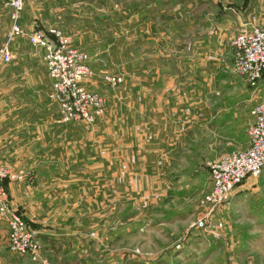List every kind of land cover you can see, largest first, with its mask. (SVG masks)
<instances>
[{"label":"rangeland","instance_id":"374dc122","mask_svg":"<svg viewBox=\"0 0 264 264\" xmlns=\"http://www.w3.org/2000/svg\"><path fill=\"white\" fill-rule=\"evenodd\" d=\"M235 2L239 4L240 0ZM4 3L0 0V47L6 42L9 28ZM240 28L241 25L233 28L234 33H227V45L216 58L208 54L194 58L193 37L188 38L191 43H180L181 37L176 35L169 43L172 58L163 81L170 84V96L169 106L163 109L171 119L164 123L146 121L154 112L145 108V95L154 96L146 89L158 92L162 73L147 75L146 60L131 58L128 32L121 36L119 28L114 27L103 34L100 51L76 46L89 57L94 74L89 89L101 94L106 105L93 126H54L62 129L58 132L72 135L71 139H60L61 147L74 146V157L69 161L82 164L77 150L84 147L94 153L99 148L98 157L108 168L104 172L81 166L63 170L69 156L61 155L58 170L48 172L62 176L59 187H51L49 195L52 207L64 219L58 217L59 224L68 223L67 229L59 230L67 234V243L74 244L76 252L71 264H264V169L258 179L245 182L244 194L235 193L239 187L236 188L209 215L204 228L193 226L208 213L203 204L210 181L208 164L227 148L245 146L251 123L248 111L258 103L264 104V74L255 87H250L244 77L233 72L231 39ZM95 35L96 39L100 36ZM119 38L124 42H115L114 47L122 48V58H115L112 40ZM146 45L141 43L142 51ZM17 46L19 50L23 48L21 43ZM137 63L144 67L142 73L136 72ZM106 75L122 81L110 86L103 79ZM48 93L42 94L43 109L56 116ZM199 113L202 122H194V115ZM147 116L149 119H145ZM93 157L97 160V154H90V163ZM0 162L32 175L31 179L5 180L1 184L10 207L20 214L40 245L37 260L28 258L33 264L43 263L39 235L34 225L11 205L6 188L8 183L34 184L38 177L33 169ZM0 221L6 226L1 218ZM7 249L16 259L26 257L10 252L8 241Z\"/></svg>","mask_w":264,"mask_h":264},{"label":"crops","instance_id":"0c3cea01","mask_svg":"<svg viewBox=\"0 0 264 264\" xmlns=\"http://www.w3.org/2000/svg\"><path fill=\"white\" fill-rule=\"evenodd\" d=\"M235 1L24 0L25 7L19 22L28 34L45 31L49 27L57 28L69 36L75 46L83 50L92 48L100 51L99 48L103 45L101 36L113 30L114 27L119 28L121 36L123 32L124 34L128 32L131 58L146 60L145 68L137 63L136 72L142 73L141 70L144 68L147 75L162 73V83L158 84L159 91L155 93L154 89H146L147 93L152 91L155 98L152 95L151 98H147L145 95V108L147 112L151 109L154 112L151 120L146 121L154 122L155 120L164 123L170 122L171 118L168 111L163 109L164 105L169 106L167 99L170 96V84L163 81V76L172 58L169 43L174 42L176 35L181 37L178 39L180 43L193 42L196 47L194 58L201 59L206 54L216 58L218 55L221 56L219 51L225 49L227 45L229 35L227 33H234L233 28L239 27L251 16H256L259 25L264 27V0H240L239 4ZM95 34L100 35L98 39ZM189 37L193 39L188 41ZM112 41L113 51L117 52L114 57L122 58V48L114 46L115 42L124 41L121 38ZM19 43L23 45L21 50L17 46ZM141 43L147 44L144 51H142ZM10 51L15 60L13 59L9 64H0V161L15 168L33 169L38 179L34 184H29L28 181L8 183L6 188L9 199L11 205L34 225L39 235L43 247L41 254L43 263L40 261L37 264H71L76 252L75 247L74 244L67 243V234L61 232L67 229L68 223L62 225L60 222L59 224L58 217L60 220L64 219L60 216V212L55 211L54 206L52 207L51 195H49L51 187H59L62 176L59 174L58 178V175L48 174V172L58 170L57 163L61 155L69 156L66 158L67 162L63 170H74L77 166H81V168L104 172L108 167L104 160L98 157L99 148L94 153L84 147L77 150L80 151L79 154L82 155L83 160L82 164H77L79 162L69 161L70 157H74V146L69 148L60 146L61 140H67L68 136L71 139L72 135L69 132L67 134L58 132L62 129H59L61 125L54 126V124L58 125L57 112L54 116L50 110L47 113L43 109L42 94L49 92L51 84L43 62L44 51L34 52L24 38L12 43ZM160 96L162 98L159 99ZM248 119L250 123V110ZM196 121L202 122L200 113L194 115V122ZM245 142L244 147L227 148L225 153L246 148L247 133ZM66 144L69 145L70 142ZM226 145L229 147L231 143L227 142ZM90 154H97V160L93 157L94 162L90 163ZM221 155L222 153L212 162ZM113 169H116L115 166ZM210 189L209 181L206 192ZM244 190L245 184L241 185L235 193L238 192L241 195L244 194ZM56 214L58 216H55ZM66 217L68 219L69 215ZM60 226L64 228H59ZM7 238L8 229L0 221V264H26L28 261L33 264L28 257L16 259L10 254L7 249Z\"/></svg>","mask_w":264,"mask_h":264},{"label":"built area","instance_id":"2783aa9c","mask_svg":"<svg viewBox=\"0 0 264 264\" xmlns=\"http://www.w3.org/2000/svg\"><path fill=\"white\" fill-rule=\"evenodd\" d=\"M10 22L6 42L0 47V64H9L14 59L9 45L17 38H26L29 44L43 50V62L51 82L48 93L50 104L55 106L60 125L83 123L93 126L104 111L105 98L88 87L94 74L89 66L88 54L74 46L72 39L61 30L49 27L47 32L26 33L20 18L24 0H5ZM234 50L233 72L244 77L250 87H255L264 73V27L258 18L251 16L242 23L231 42ZM104 81L110 86L122 79L106 75ZM246 148L232 150L208 164L211 189L203 196L208 210L205 217L196 220L194 227L204 228L209 215L226 202L234 190L248 179H258L264 169V104H256L250 111ZM31 179L30 172L13 170L0 162V218L8 229L10 252L36 261L40 245L35 233L30 231L23 218L9 205L8 194L2 181Z\"/></svg>","mask_w":264,"mask_h":264},{"label":"trees","instance_id":"16d2710c","mask_svg":"<svg viewBox=\"0 0 264 264\" xmlns=\"http://www.w3.org/2000/svg\"><path fill=\"white\" fill-rule=\"evenodd\" d=\"M42 32H47V29H46L45 31H42ZM74 46H75V45H74ZM263 74H264V73H263ZM262 77H263V75H262ZM260 80H261V79H260ZM57 117H58V115H57ZM80 124H81V123H80ZM58 125H60V124H58ZM82 125H83V126H86L85 124H82ZM61 126H65V125H61ZM1 185H2V184H1ZM3 185L6 186L5 183H3ZM17 213H18V212H17Z\"/></svg>","mask_w":264,"mask_h":264}]
</instances>
